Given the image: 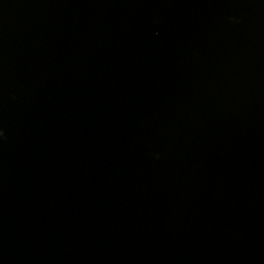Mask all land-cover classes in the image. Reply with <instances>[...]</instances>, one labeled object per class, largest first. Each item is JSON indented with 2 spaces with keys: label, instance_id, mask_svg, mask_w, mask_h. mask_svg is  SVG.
I'll use <instances>...</instances> for the list:
<instances>
[{
  "label": "water",
  "instance_id": "95a60500",
  "mask_svg": "<svg viewBox=\"0 0 264 264\" xmlns=\"http://www.w3.org/2000/svg\"><path fill=\"white\" fill-rule=\"evenodd\" d=\"M0 264H264V0H0Z\"/></svg>",
  "mask_w": 264,
  "mask_h": 264
}]
</instances>
